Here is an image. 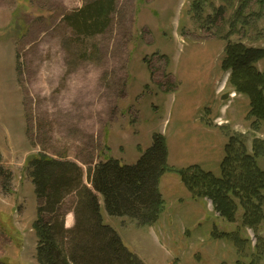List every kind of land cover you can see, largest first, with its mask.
I'll use <instances>...</instances> for the list:
<instances>
[{"label": "rangeland", "instance_id": "374dc122", "mask_svg": "<svg viewBox=\"0 0 264 264\" xmlns=\"http://www.w3.org/2000/svg\"><path fill=\"white\" fill-rule=\"evenodd\" d=\"M85 1L0 0V165L12 174L8 190L0 176V264H38L30 156L75 162L93 189L91 170L110 159L136 165L156 135L167 142L171 168L200 166L216 176L227 142L221 126L245 135L250 152L256 137L264 139V124L253 127L248 98L221 69L227 42L264 48L260 3L118 0L109 28L87 37L65 21ZM203 1L200 12L195 3ZM159 189L166 209L152 227L109 216L100 197L104 223L145 264H252L257 239L241 214L227 223L177 174H165ZM76 204V192L63 203L67 228L75 226ZM214 225L251 240L245 257L211 238Z\"/></svg>", "mask_w": 264, "mask_h": 264}, {"label": "trees", "instance_id": "16d2710c", "mask_svg": "<svg viewBox=\"0 0 264 264\" xmlns=\"http://www.w3.org/2000/svg\"><path fill=\"white\" fill-rule=\"evenodd\" d=\"M264 7V0H255ZM118 0H86L84 6L65 16V21L82 36L92 37L104 33L112 22ZM199 4V5H198ZM202 4L196 2L195 6ZM199 12V14H200ZM219 9L217 17L224 14ZM264 48L248 47L242 42H227L221 69L229 74L228 85L237 95L249 100L247 119L253 127L264 124ZM219 129L227 138L220 176L200 166L176 170L168 164L167 142L156 135L150 148L134 166L122 165L110 159L90 171L89 183L84 185L82 168L70 160H60L39 153L30 156L25 168L33 180L38 199L37 235L38 264H145L122 242L118 233L103 220L100 197H103L109 216L125 217L142 226H154L166 209L159 183L168 173L177 174L194 198L212 204L213 210L229 224L238 221L241 214L244 228L256 236L252 264L264 259V237L259 229L264 225V139L252 141L251 152L246 136ZM3 187L8 190L12 174L0 165ZM77 193L74 210L75 226L67 228L61 209L65 199ZM211 238L232 242L240 258L251 249V240L244 239L240 231H220L213 226ZM237 264H244L242 261Z\"/></svg>", "mask_w": 264, "mask_h": 264}, {"label": "crops", "instance_id": "0c3cea01", "mask_svg": "<svg viewBox=\"0 0 264 264\" xmlns=\"http://www.w3.org/2000/svg\"><path fill=\"white\" fill-rule=\"evenodd\" d=\"M67 227H71V225H67Z\"/></svg>", "mask_w": 264, "mask_h": 264}]
</instances>
